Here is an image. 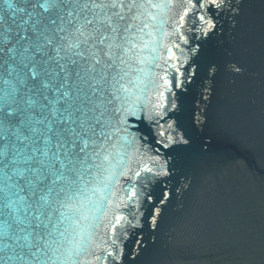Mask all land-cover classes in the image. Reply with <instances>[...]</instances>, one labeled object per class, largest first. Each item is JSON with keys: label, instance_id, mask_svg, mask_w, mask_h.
<instances>
[{"label": "water", "instance_id": "obj_1", "mask_svg": "<svg viewBox=\"0 0 264 264\" xmlns=\"http://www.w3.org/2000/svg\"><path fill=\"white\" fill-rule=\"evenodd\" d=\"M242 2L120 0L118 33L80 48H69L75 5L0 3V226L31 218L29 181L48 175L41 188L54 239L38 264L160 263L205 164L237 148L218 130ZM69 103L88 113L83 129L80 120L71 127L88 133L89 146L75 167L52 168L53 133Z\"/></svg>", "mask_w": 264, "mask_h": 264}, {"label": "bare ground", "instance_id": "obj_2", "mask_svg": "<svg viewBox=\"0 0 264 264\" xmlns=\"http://www.w3.org/2000/svg\"><path fill=\"white\" fill-rule=\"evenodd\" d=\"M241 9L246 22L240 26L226 88L234 107L227 99L224 105L235 114L230 113V124L237 131L242 124L245 131L239 132L256 161L264 164V0H243ZM203 181L178 232L180 237L186 234V243L193 242V250L189 248L193 252L180 245L167 249L163 257L173 256L171 251L181 264H264V181L240 165L219 166ZM199 194H204L203 199ZM216 244L221 252L215 253H222L219 258L217 254L205 258L199 250Z\"/></svg>", "mask_w": 264, "mask_h": 264}, {"label": "snow or ice", "instance_id": "obj_3", "mask_svg": "<svg viewBox=\"0 0 264 264\" xmlns=\"http://www.w3.org/2000/svg\"><path fill=\"white\" fill-rule=\"evenodd\" d=\"M56 0H50V3L54 4ZM120 0H66V3L75 5L67 11L68 23L72 25V32L75 40L69 44V48H80L81 45H88L91 43L93 47L96 44L104 45L105 41L109 39L107 33L116 34L118 33L119 25L116 20H123L124 17L117 11H114ZM0 3H9L11 7L10 0H0ZM43 7V5H42ZM107 9V11H106ZM48 9L45 8V11ZM65 17L61 16L60 19L63 20ZM2 19V17H0ZM52 24H56L57 21L53 19ZM61 31H64L62 28ZM6 40V37L2 32H0V41ZM110 48L111 45H108ZM12 51V49H9ZM26 51V49H25ZM89 53L94 56L89 49ZM77 55L87 59L85 52H77ZM76 62L73 61V64ZM100 60H95L96 64H99ZM80 76V73H76ZM37 78L36 71L32 72V79L35 81ZM47 86V85H45ZM70 95L68 91L62 93V96L67 98ZM31 103V101H29ZM73 105L68 104L64 108L63 113H61V118L59 123L61 125L58 132L53 133L57 138L56 151L52 152L51 155L54 158V163L51 164L52 168L56 167L58 163L61 168H67L69 165L75 167V165L81 161V156L86 152L88 148V136L87 132L80 131L71 127V124H75L76 120H80V116H88L87 112H84L82 108L77 107L75 111H72ZM3 112V109H0ZM5 117H10L11 112L4 113ZM76 117L74 120L73 117ZM69 125L64 127V125ZM84 121L80 120V127L83 129ZM51 131V128H49ZM48 140H45V147L47 148ZM60 154L65 157V161L60 160ZM4 153L0 152V157ZM42 155L47 157L49 151H43ZM14 163V161H13ZM43 165V161H40ZM46 167V166H45ZM19 172V170H17ZM34 171L39 172L40 169H34ZM23 175L22 172H19ZM48 175H40L36 177L35 181H29L32 186V196L35 197L34 204H29L28 208L32 211V216L29 218L25 215L21 217H13L11 223L7 225V228L0 226V261L3 264H8L9 260L13 258L25 261L27 257L31 256L34 259L30 264H38L41 261V254L48 256V249L51 245L49 240L54 239L53 231L49 229V224H51V204L48 196L43 193L41 185L44 181L48 180ZM56 179H59L57 177ZM56 179L52 181L53 184L56 183ZM53 189L49 188L50 193ZM23 199V198H22ZM14 203V202H12ZM12 203L6 205L7 207H12ZM41 217H44L42 219ZM47 220V223L45 222ZM54 227V226H53ZM10 240L11 243L5 242V239ZM19 249V251H17ZM9 250L13 255L7 256L5 259L6 251ZM28 264V262H26ZM42 264H49L48 260H44Z\"/></svg>", "mask_w": 264, "mask_h": 264}, {"label": "rangeland", "instance_id": "obj_4", "mask_svg": "<svg viewBox=\"0 0 264 264\" xmlns=\"http://www.w3.org/2000/svg\"><path fill=\"white\" fill-rule=\"evenodd\" d=\"M262 1L263 0H261V2ZM246 20H247V18H246ZM244 21H245V16H244V13L242 12V9H241L239 23H238V29H237L236 39H235V45L234 46H236L240 42L239 41V37H240V34H241L240 26L241 25L243 26ZM241 42H242V39H241ZM238 69L239 68L236 67V70H238ZM233 75H234V71H233ZM233 75H232V77H233ZM234 77H235V75H234ZM230 78H231V76H230ZM224 99H227L230 102L232 108L234 107L233 103L230 101L229 94L227 96L226 93H225V98ZM236 108L239 109L238 106ZM231 110L232 109L228 108L227 106L225 108V105L223 104L222 115H221V120H220V125H219L218 132L220 133V135H221V137L223 139L227 140L228 142H232L235 145V147H237V148L230 147L229 152H231V154L227 150V153H229V154L224 152L218 159L213 160V161H209L208 163H206L197 185H199L200 182H202L206 178V176L209 173L212 172L213 169H215V168L217 169L219 166L221 167V166H227V165H235L236 167L240 165L241 169H243L245 167L247 169V171H249L250 174L254 178L261 179L262 181H264V164L261 163V162L258 163L256 161L255 153H254V151H252V149H250L251 147L249 146L248 140H246L245 135H242L240 133V132H242V129H243L242 128V124L240 123L241 125H237L238 127H240V129H238V131H237L230 124V122L228 121V119L230 117V113L233 112ZM234 115L235 114L233 112V116ZM225 140H223V141H225ZM211 164H213V165L211 166ZM197 191L198 190L195 189V192L193 194L192 199L197 197L196 196ZM199 196H200L201 199H203L204 194H201V195L199 194ZM201 199H200V201H201ZM191 204H192V202H190V205ZM190 205H189L188 209L191 208ZM186 216H187V212H186L184 221L186 220ZM181 227L182 226H180V228L178 229L176 235L174 236L172 242L170 243V245L168 247V249H170L171 251H172V248L176 249L180 245H182V248H184V247L187 248L188 247L187 249L190 248V249L193 250V242L190 241V244L185 242L186 234L183 237L179 236V234H180V233H178L179 230L183 229ZM218 246L220 247V244L219 245L216 244L214 246H212V245L211 246H205V247H203V245H202V247H200L199 250L202 249L201 253H203L205 255V258L214 257V255H216V254H217L216 257L219 258V257H221L222 253L221 254L220 253H215L216 251L217 252H221V250L218 248ZM177 249H180V248H177ZM192 250H190V251H192ZM171 251H169V253H171L173 256H171V257L166 256V258L162 257V259H161L159 264H181L179 262L180 260L176 262V259L174 258V253L171 252ZM226 256H227V254L224 255L225 262H226V258H227ZM219 260H221V259H219ZM220 262H222V261H220ZM183 264H189V262L186 261ZM233 264H235V263H233Z\"/></svg>", "mask_w": 264, "mask_h": 264}]
</instances>
